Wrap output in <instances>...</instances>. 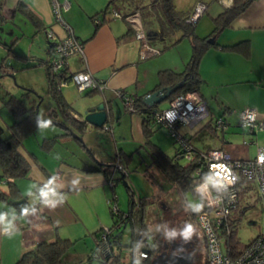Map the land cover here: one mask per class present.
Instances as JSON below:
<instances>
[{"label": "crops", "instance_id": "0c3cea01", "mask_svg": "<svg viewBox=\"0 0 264 264\" xmlns=\"http://www.w3.org/2000/svg\"><path fill=\"white\" fill-rule=\"evenodd\" d=\"M107 1L90 0L83 4L81 0H69V8L62 10L65 24L70 27L74 36L82 43L85 59L83 61L82 57L78 54L71 55L67 58V67L70 72L86 70L96 80L106 84V86L126 91L127 86L139 81L140 70L138 64L156 55L141 59L140 42L134 37L132 31H129L128 25L125 28L120 27L116 22H111L113 19L109 16H107V20L96 31H94L93 25L91 35H89V31L85 32L78 26L73 17L74 13L79 15L84 13L90 19L106 7ZM232 1L173 0L176 10L184 12L187 15L191 13L196 3L201 2L205 5V10L195 23L197 25L195 31L201 37L211 33L213 28L212 18L222 12L224 8L229 7ZM19 4L26 6L27 10L38 18L40 22L39 27H36L19 9ZM131 12L133 11H129L125 15ZM139 12L143 28L148 35L147 29L144 26L142 13L140 10ZM19 14H22L30 21L36 29L35 33L43 32L46 35V31L51 30L59 37L65 35L64 28L56 23L48 0H0V25L3 26L10 22L14 24L15 18ZM202 17L205 18L199 26V20ZM152 28L154 31H157V24H153ZM260 29H264V0H253L242 14L233 19L227 28L216 35V42L219 45H231L242 40H248L250 53L248 57H243L235 52L224 51L219 47L208 49L203 55L199 66L201 85L197 93L202 101L205 99L203 92H212L214 88H233L238 84H251L264 89V32L260 31ZM255 30L258 33L254 34L253 31ZM152 38H156V35L154 34ZM179 38L176 37L174 41H177ZM158 39L161 40L159 37ZM1 43L8 45L5 42ZM12 44H15L14 41H12ZM147 44L150 49L162 51L161 45L159 46L155 42L149 41ZM49 47L51 45L46 39L45 51L49 56L47 57L48 59L52 52ZM189 56V53H185L184 60L180 58L175 63L169 65H165L164 63L156 64L154 70L149 73L146 89L141 93H137L138 95L136 96H145L154 88L157 83V72L159 70L176 69L179 70L177 72H181L182 69L180 71L177 68L185 66ZM36 58L33 57V61L36 63L34 65L39 64L35 60ZM47 58L44 60H48ZM61 91L65 99L72 104V96L75 95H71L70 85L62 86ZM87 92L81 93L84 96L96 93L87 94ZM216 92L218 94V91ZM101 102H104L111 109V124L110 127L108 126L109 130L96 129L100 131L98 136L90 134L92 137L89 139L93 141L95 146V149L92 150L95 153L99 149L97 151L100 152L99 158H96L94 154L95 158H92L89 154H86V151H80V156H76L77 159H80V166L69 163L68 159H64L63 157H59L56 161L41 163L37 161L36 157H31L29 155L31 153H28L22 146V153L30 163V172L26 178L30 179L31 185L37 187L46 183L47 174L50 175L51 179L54 180L52 187L60 194L58 200H62L63 202L58 203L55 209H49L40 202L39 198H35L33 201H29L28 199L30 204H36L33 207L36 209V212L34 215L24 218L20 212H16L13 208L11 199L0 198L3 201V205L0 206V214H4L6 221L11 222L13 226L8 231H5L4 225L0 224V264H13L24 252L35 248L42 241L53 242L57 239H66L73 244L72 247L83 242L89 245L92 243L95 248V232L108 228L111 225L110 207L113 203L110 201V198L112 196V189L108 184L106 174L102 171V167L109 165L112 166L110 167L111 170L113 169L114 171V168L117 170V166L122 167L120 154L132 157L140 150L145 151L147 160H150V158L146 153V149L142 147L144 138L141 116L137 113H130L125 108H117L104 91L100 96L97 95L84 101V106L88 108ZM225 102L226 105L222 114L230 113L231 106L241 109L239 111L245 108H253L258 113L259 118L264 119V105H258L255 102L237 105L223 99V103ZM205 104L207 105V103ZM246 105L247 107H244ZM120 119L126 120L125 126H119ZM223 119L229 127L230 123L225 118ZM206 122L207 120L192 129L181 126L179 130H182L181 132L190 138L191 145L198 150L223 147L234 158L249 159L245 145L231 144L216 131L213 132L208 129ZM91 129L93 130L94 128H90L89 130ZM108 150L114 151L113 163L108 158ZM75 154L76 151L72 152L73 156ZM148 166L149 164L146 167ZM117 171H120L124 178L125 173L122 170ZM114 181L117 183V180ZM36 187H34V191H36ZM0 189L6 192L5 184L1 183ZM84 252V250L76 251L75 257L80 256Z\"/></svg>", "mask_w": 264, "mask_h": 264}, {"label": "rangeland", "instance_id": "374dc122", "mask_svg": "<svg viewBox=\"0 0 264 264\" xmlns=\"http://www.w3.org/2000/svg\"><path fill=\"white\" fill-rule=\"evenodd\" d=\"M81 1L85 4L90 0ZM150 2H152V0H116V2L112 4V10L118 11L120 15L123 16L129 11H134L137 7L142 13L144 26L147 32L148 30L154 31L152 26L153 24H157L158 20L156 14L151 11L148 6ZM160 14L161 18L164 19L162 12ZM73 17L78 26L85 32L89 31V35H91L93 24L89 17L84 13L81 15L74 13ZM109 17L113 18V14L110 13ZM204 18L205 17H202V19L199 20V26ZM111 22H116L120 27H127V23L120 18H113ZM196 26L195 24V27ZM35 31L36 29L30 21L22 14L16 16L14 24L10 22L3 26L0 25V41L10 45L6 46L0 42V124L6 136L9 132L8 126L13 121V117L6 105V101L9 100L11 96L22 100L26 106L29 105L30 100L37 98L38 116L45 121L52 119L49 112L53 107V101L47 93V80L44 65H34L36 63L33 61V57H37L38 59H46L49 57L45 51L46 35L43 32L35 33ZM260 31L264 32V29H260ZM253 32L254 34L258 33L257 30ZM176 37H180L179 32H174L161 40L158 38H149L147 40L148 42H155L159 46L161 45L162 51L158 55L138 64L140 70L139 81L126 87L127 95L136 96L138 95L137 93H141L146 89L149 73L154 70L156 64L164 63L165 65H169L175 63L180 58L184 60L185 53H189L190 55L191 47L187 38H182L177 42L174 41ZM12 41H14L15 44L11 45ZM179 67L181 68L177 69H180V71L184 69V66ZM174 70L179 71L176 69ZM67 85L71 87V95H75L72 96V105L78 113H82V111L85 110L84 101L97 95L100 96L103 91L117 108L124 109L123 102L118 97L117 90L119 89L117 88L104 84L101 93L100 91H96V93L89 96H84V92H79L73 82H69L64 86ZM216 91H218V94H216ZM203 96L205 98L203 101L207 103L206 107L211 114L209 116L211 121H214L216 117H223L230 123L226 133H219V135H222L234 145L243 146V141L248 143V145H245L247 147V157H249V159L253 158L256 155L257 148L264 147V129L257 131L255 134H248L242 127L237 125L238 114L241 109L231 106L230 113L222 114L226 105V102L223 103V99L229 100L230 103H235L237 105L252 102L258 105H264V89L255 87L251 84H238L233 88H214L212 92H203ZM167 104L169 105L168 102L160 103L159 109H165L168 106ZM244 107H247V105ZM125 121L120 119L119 126H125ZM51 122H53V120H51ZM152 128L154 132L152 133L151 140L168 156H172L177 145L173 143L171 133L164 127L153 126ZM178 131L182 133V130L178 129ZM61 132L62 130L56 125H51V127L45 129L43 133L40 132L39 127H36L34 132L23 140V147L28 153L33 154V157H36L37 161L41 163L56 161L59 157H63L64 159H68L67 161H69V163L80 166V159H77L76 156H80V151H86V154H89L86 148L95 149L93 141L89 138L94 136V134L98 136L100 131L91 129L81 134L80 137L86 148L81 147L73 139L60 140V138H58L57 141L54 140L50 142L45 140ZM44 142L48 143V145L46 146ZM126 147H128V145H126ZM75 151L76 154L73 156L72 152ZM97 151H99V149H97ZM97 151L94 155L96 158H99L100 152ZM110 152L111 150L107 152L110 157L107 156L113 163L114 151L112 150V152ZM84 156L87 158L86 155ZM145 156L144 150L136 152L131 158H127L123 154L121 155L120 163L123 167L122 172L125 173L124 181L129 188L127 189L124 186L122 180L119 179V172L114 170L113 177L117 180V183L113 187L112 192V195L116 197V200L113 201V205H117L119 209L126 211L130 204V195L133 196V199L136 201L140 198L146 199L147 204L150 200L154 201L146 207V219L150 220V228H156V231L162 233V240L165 239V233L179 231L180 229L182 231L185 223H191L196 229L193 236H196L198 240L201 241V231L195 218L187 216V211L190 210L194 212L192 210L194 204H200V196L191 191L181 193L156 167L149 168L148 171L153 174L151 177H145L143 175V170L150 163V160H147ZM178 161L180 164L186 163L183 158H179ZM16 182L23 194L22 196H28L29 201L39 198V191L38 193L34 191V187L31 189L33 193L32 196L26 194V191L32 183L30 179L21 178L17 179ZM247 184L251 186L249 189H244L243 184L239 185V207L242 210V217L237 224L236 238L242 245L248 244L257 236H264V214H262L264 198L260 197L255 182L248 181ZM1 205H3V201L0 200V206ZM111 208L112 205L110 210ZM130 233L131 230L127 227L119 238L120 246L114 249V251L119 254L120 264H135V261H137L133 260L131 248L128 247L131 236ZM199 241V250L194 259V264H203L205 261V248L203 243ZM93 249L94 245L92 243L89 245L81 242L75 245V247H71L66 252L67 254H64L62 264H102L98 259L90 258ZM80 250H84L85 252L75 257V252ZM140 264H143L142 261H140Z\"/></svg>", "mask_w": 264, "mask_h": 264}, {"label": "trees", "instance_id": "16d2710c", "mask_svg": "<svg viewBox=\"0 0 264 264\" xmlns=\"http://www.w3.org/2000/svg\"><path fill=\"white\" fill-rule=\"evenodd\" d=\"M252 1L253 0H233L229 7L224 8L222 12L212 18L213 28L211 33L207 36L201 37L195 31L196 22H187L188 15L184 12L176 10L173 0H152L148 6L157 16L158 30L147 32L148 38H152L155 34L156 38L159 37L163 39L174 32H179L180 38L178 40L187 38L190 43L191 52L187 62L185 63L184 69L181 72H177L172 69L159 70L157 72V83L149 93L162 88L164 89L166 87H173L174 85L178 84L177 88L167 97L165 101H163L169 103L170 100L177 95L186 93L188 91L199 92L201 85L199 66L203 55L210 48L219 47L224 51L235 52L243 57H248L250 53V44L248 40H242L231 45H219L216 42V35L223 29L227 28L233 19L242 14L252 3ZM115 2L116 0H108L106 7L98 14H95L90 18L94 25V31H96L97 28L105 20H107V16H109L113 11L112 4ZM19 9L34 23L36 27L40 26L38 18H36L34 14L27 10L26 6L19 4ZM134 11L139 12V9L136 7ZM161 12L165 20L161 18ZM128 28L129 31H131L129 26ZM210 38L212 39V42L208 41ZM35 60H37L40 65H44L47 80V93L53 101V107L49 112L52 117L51 120H53L55 123L54 125L62 130V132L56 134V136L45 140L50 142L54 140L57 141L58 138H60V140L73 139L81 147H83L77 139L72 137L70 131H73L77 135L81 136V134L94 127L81 121L80 113L75 111L73 105L65 99L61 91V83L71 82L70 80L76 72H70L66 64L61 68L60 72L53 73L49 67V59L44 60L36 58ZM86 91H88L87 94H90L98 90L93 89L82 92ZM118 91L122 95L126 94L124 89ZM122 95H119V99L123 102ZM143 97L144 96H131L133 99L132 110H128L123 103L124 108L128 112L137 113L142 119V132L144 138V144L142 147L146 149V153L150 158L149 166L143 170V175L147 178L149 176L151 177L152 174L148 170L151 167H156L159 172L168 181L172 182L181 193H185L186 191L193 192L194 186L205 178L195 175V171L199 167L198 151L195 149L193 151L195 160L189 163L180 164L178 160L179 158H182L181 156L183 151L181 150L180 145L178 144V141L175 137L171 135L173 137V143H176L177 145L172 156H168L158 145H156L151 140L152 133L154 132L152 127L162 126L156 124L153 117L154 114L161 109H159V104L151 108L145 107L142 102ZM37 103L38 99L34 98L30 100L29 105L26 106L22 100L11 96L9 100L6 101L7 108L13 117V121L8 126L9 132L7 136L4 135V129L0 124V184H5L6 187V192H3L0 189V198L11 199L13 208L16 210V212L20 213L21 209L24 207L36 206V204H30L28 202V196H22L15 181L17 179L26 178L30 172V163L22 153V146L23 140L31 135L36 127H38L37 118L39 116L36 112L38 105ZM106 110L108 111V119L105 125L109 130L111 124V109L106 106ZM206 127L213 132L215 131L213 128V121H211L210 118L207 119ZM184 137L186 138L185 141L189 143L190 138L186 137V135H184ZM44 143L46 146L48 145V143ZM88 151L89 153L94 154L92 149L88 148ZM29 155L33 157L32 154ZM121 155L122 154H120V159ZM123 155L127 158L131 157L130 155ZM110 167L112 166L106 165L102 167V171L106 174L108 182L110 180H116L113 179V174H111L113 173V169L111 170ZM115 169L116 168H114V170ZM121 169L123 170V167H121ZM47 176L48 178L45 184H48L49 180L51 179L50 175L47 174ZM247 182L248 181L242 182L244 189H249L251 187L247 184ZM45 184L38 185L36 187V192L38 193L39 188ZM114 186L111 187L112 192ZM125 187L127 189L129 188L127 185ZM115 200L116 197L112 195L110 201L114 203L113 201ZM153 202L154 201L150 200L148 201V204H152ZM239 203L232 213L230 232L227 236V249L232 257L237 256L245 247V245L239 243L238 239L236 238L237 224L242 217V210L239 207ZM148 204L146 199L140 198L138 201H136L133 199V196L130 195V204L126 211L119 209L117 205V213H114L112 210H110L112 217L111 225L107 228V233L104 238L101 237L104 233L103 230L95 232L94 243L96 248L92 250L90 258H99L105 260V263L102 264H120L119 254L116 253L114 249L117 246H120L119 238L124 230L129 227L131 230V236L128 247L132 249V247L136 244L147 242L149 255L147 258L141 259L140 261H142L143 264H151V261L160 253L162 233L160 231H156V228L152 229L149 227L150 220L146 219V207ZM200 204L202 205V201H200ZM187 216H192V218L194 217L196 220V212H191L189 210L187 211ZM204 242V238L202 237L201 243H203L205 248ZM72 245L73 244L66 239H57L53 242L42 241L38 243L35 248L24 252L13 264H62L64 254L72 247ZM110 249H112V253L109 252ZM106 254L108 255L107 257ZM196 255L197 254L194 255V259ZM203 264H206V256Z\"/></svg>", "mask_w": 264, "mask_h": 264}, {"label": "built area", "instance_id": "2783aa9c", "mask_svg": "<svg viewBox=\"0 0 264 264\" xmlns=\"http://www.w3.org/2000/svg\"><path fill=\"white\" fill-rule=\"evenodd\" d=\"M48 1L56 23L61 25L65 31L63 37H59L51 30L46 31V39L52 46L49 67L53 73H58L67 64V58L71 55L78 54L83 61L85 59L82 43L74 36L62 17V10L70 6L69 0ZM204 10V4L196 3L187 17V22L195 23ZM111 13L113 18H120L131 28L134 37L140 42L141 59L160 53L159 50L148 47V37L142 25L140 12L133 11L123 16L116 11ZM70 81L75 84L79 92L93 89L102 91L104 87V83L96 81L86 70L76 72ZM66 84L61 83L62 86ZM117 93L118 97L122 95L118 90ZM122 100L126 108L132 110L131 96L127 93L123 94ZM208 118L209 112L206 104L196 91H188L172 98L169 105L157 111L153 117L156 124L167 129L176 138L183 151L181 157L186 163L195 160L193 151L194 149L198 151L199 167L195 175L205 178L194 186L193 192L200 196L203 206L202 211L196 213V222L205 241L206 264H264V236L262 235L252 239L235 257H232L227 249L232 213L240 201L239 185L243 184V181L255 182L260 197L264 198V162L259 159L264 157V147H258L252 159L234 158L223 147L198 150L190 142L185 141L184 134L178 129L181 126L192 129ZM237 125L248 134H255L264 129V119L259 118L255 109L245 108L238 114ZM227 127L228 124L221 117L213 121V128L217 133L224 134ZM105 130L108 128L105 127ZM243 145H248V143L243 141ZM117 170H122L121 166H117ZM226 177H230L232 182H229ZM108 184L112 187L116 182L110 180ZM111 210L117 213L116 205L112 204ZM262 214H264V206H262ZM103 232L102 238L105 237L107 228L103 229ZM131 255L133 260L147 258L149 255L147 242L133 246Z\"/></svg>", "mask_w": 264, "mask_h": 264}, {"label": "water", "instance_id": "95a60500", "mask_svg": "<svg viewBox=\"0 0 264 264\" xmlns=\"http://www.w3.org/2000/svg\"><path fill=\"white\" fill-rule=\"evenodd\" d=\"M208 41L212 42V39L210 38L208 39ZM177 86L178 84L174 85L173 87H166L164 89L162 88V89H159L152 93L147 94L142 99L144 106L147 108H151L155 105L162 103L177 88ZM36 112H37V108H36ZM80 119L83 123L89 124L93 126L94 128L105 130V127H106L105 124L108 119V111L106 110L105 103L101 102L94 106L85 108V110L82 111V113H80ZM52 124H55V123L52 122ZM70 132H71L72 137L77 139L82 144V146L86 148L81 137L77 135L76 133H74L73 131H70ZM86 149L88 151V148ZM91 156L92 158H95L94 155H91ZM95 161L98 163L96 159ZM119 178L122 180L124 186H126V183L120 171H119ZM109 252L112 253V249H110ZM107 254H106V257L108 256ZM193 259L194 258H193L192 253L178 252L177 254H174L171 256H168L166 253H161L151 261V264H193ZM98 260L101 261L102 263H105V260L103 259L98 258Z\"/></svg>", "mask_w": 264, "mask_h": 264}, {"label": "clouds", "instance_id": "9594fccd", "mask_svg": "<svg viewBox=\"0 0 264 264\" xmlns=\"http://www.w3.org/2000/svg\"><path fill=\"white\" fill-rule=\"evenodd\" d=\"M37 124L39 127V130L41 133L44 132L45 129H48L51 127L52 122L51 120H42L39 117L37 118ZM261 162H264V157L259 158ZM223 171V169L221 170ZM219 175V173H218ZM229 182L231 181L230 177H226ZM54 184V180L50 179L48 184H45L43 187L39 188V200L40 202L49 209H55L58 205V203H62V200H58V197L60 194L57 193L56 189L52 187ZM32 187H36L35 185H31L29 189L26 191V194L29 196H32ZM203 209V206L201 204H194L192 206V210L196 213H200ZM36 212V209L33 207H24L21 209V216L24 218H27L29 215H34ZM0 224L4 225V230L8 231L10 228H12L11 222L6 221V216L4 214H0ZM196 229L195 226L191 223H185L184 228L181 232L177 233L176 231L167 232L165 233V238L169 241H171L174 237H176L178 234L183 237L184 241H189L193 234L195 233ZM135 264H140V261H135Z\"/></svg>", "mask_w": 264, "mask_h": 264}, {"label": "flooded vegetation", "instance_id": "af4514ba", "mask_svg": "<svg viewBox=\"0 0 264 264\" xmlns=\"http://www.w3.org/2000/svg\"><path fill=\"white\" fill-rule=\"evenodd\" d=\"M176 232L177 233L181 232V229ZM198 241L199 240L196 236H192V238L189 241H184L183 237L180 236L179 234L176 237H174L171 241L165 238L162 240L161 250L159 254L166 253L168 256H171L177 254L178 252H184V253H192L194 258V255L197 254L199 250Z\"/></svg>", "mask_w": 264, "mask_h": 264}]
</instances>
